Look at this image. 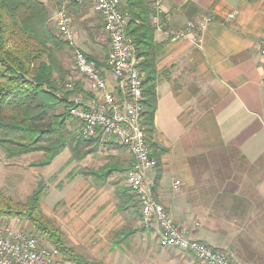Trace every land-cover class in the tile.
I'll return each mask as SVG.
<instances>
[{"label":"crops","instance_id":"crops-1","mask_svg":"<svg viewBox=\"0 0 264 264\" xmlns=\"http://www.w3.org/2000/svg\"><path fill=\"white\" fill-rule=\"evenodd\" d=\"M150 1L161 10L152 18L160 48L153 139L160 178L155 187V170L153 196L175 223L191 230L193 239L224 251L238 264H261L264 0ZM231 13L234 18L226 22ZM206 16L211 22L197 43L191 33L169 41L187 22ZM106 76L112 90L115 83ZM76 78L86 94V82ZM176 181L180 185L174 188ZM90 182L93 186L85 187L97 205L67 203L57 223L77 254L99 264H199L188 253L161 246L158 227H142L137 205L127 201L118 212L115 191L112 204L101 205L104 191L95 187L92 176ZM57 264L73 263L61 257Z\"/></svg>","mask_w":264,"mask_h":264},{"label":"trees","instance_id":"trees-1","mask_svg":"<svg viewBox=\"0 0 264 264\" xmlns=\"http://www.w3.org/2000/svg\"><path fill=\"white\" fill-rule=\"evenodd\" d=\"M69 8L81 7L71 3ZM122 9L130 15L127 35L132 39L138 59L137 67L143 74L141 122L154 157L156 143L152 136L155 133L157 104L156 55L160 49L154 42L152 18L155 9L149 0H122ZM47 18V9L40 0H0V144L4 146L7 157L44 152L45 160L41 165L49 164L65 148H70L76 159H82L83 155L77 153L81 144L91 145L98 140H84L80 133H69L64 125L71 117L67 113L69 110L62 115L57 113L58 106L66 108L67 104L65 99L59 97L63 78H55L58 63L53 54L55 49L61 48L62 43L47 25ZM74 93L85 97L76 83L74 90L69 92L70 95ZM12 148L15 149L12 151ZM158 168L157 162L155 187L160 178ZM123 193L122 201H125L127 197ZM44 194L41 182L37 183L25 204L14 202L0 192V218L27 221L48 245L62 253L66 262L99 264L88 263L81 258L66 245L61 230L45 220L40 209Z\"/></svg>","mask_w":264,"mask_h":264},{"label":"built area","instance_id":"built-area-1","mask_svg":"<svg viewBox=\"0 0 264 264\" xmlns=\"http://www.w3.org/2000/svg\"><path fill=\"white\" fill-rule=\"evenodd\" d=\"M86 6L101 18L107 39V51L102 65L91 60L87 54L75 49L69 5ZM54 26L58 36L74 49L75 70L87 84L86 95H79L69 115L78 123L84 140L107 139L125 148L132 157V168L125 175V183L139 206V220L144 228L156 225L159 242L165 248L188 253L199 264H237L224 251L195 240L187 229L175 224L163 205L153 196V176L157 167L151 155L142 128L143 74L138 69V59L132 39L127 35L130 15L122 9V0H58ZM155 16L161 14L155 5ZM234 18L231 13L226 18ZM211 22L210 17L189 21L185 27L170 35L169 41L188 38L198 42L200 31ZM154 28L155 25L153 24ZM259 53L264 59V42ZM264 68V60L263 65ZM110 74L115 87L110 90L106 74ZM74 90V83L65 85ZM117 92V94H116ZM180 185L174 183V188ZM59 251L53 246L42 245L35 237L0 223V264H57Z\"/></svg>","mask_w":264,"mask_h":264},{"label":"rangeland","instance_id":"rangeland-1","mask_svg":"<svg viewBox=\"0 0 264 264\" xmlns=\"http://www.w3.org/2000/svg\"><path fill=\"white\" fill-rule=\"evenodd\" d=\"M40 1L44 3L48 12L47 25L62 43L61 48L55 49L53 52L58 63L56 65L55 78H63V86L59 97L67 101L66 108L63 105L57 107V113L62 115L67 110L70 111L72 107L70 103L74 105V100L79 95L78 93L70 95V91L65 89V83L70 80L80 85L81 82H76L78 81L76 78L78 74L75 70L74 49L58 36L54 26V16L59 5L58 0ZM149 3L154 9V3L150 0ZM69 15L75 36L73 47L85 52L98 65H102L108 44L102 29L101 18L86 6L69 10ZM84 87L87 88L85 85ZM67 113L70 116L69 112ZM64 125L69 133L71 132L73 135L79 133L78 123L71 117L67 118ZM154 135L152 136L153 139H155ZM14 149L12 148V151ZM77 153L83 155V158L76 159L71 149L65 148L49 164L41 165L45 160L44 152L34 151L7 157L4 146L0 144V192L14 202L25 204L27 198L36 189L37 183L41 182L45 189L44 197L40 203L41 214L51 225L58 227L57 223H60L62 211H64L67 203H69V207L82 206V208L97 205L93 196L85 187L86 184L93 186V183L90 182L92 176L95 187H98L100 191H104L100 192V194L106 196L105 200L100 202L101 205L102 203L103 205L112 204L113 197L111 195L112 191H115L118 196V201L115 205L118 212H121L120 208L127 201L129 206L136 207L137 205L139 210L136 199L125 183V175L132 168L133 163L130 153L125 148L109 140L107 141V139L98 138L97 142L91 145L85 143L83 146L81 144ZM82 166H85V168L82 169ZM123 192L126 193L127 197L124 203L122 202ZM59 199H61L62 203H58L55 207L52 206L53 202ZM0 223L10 224L15 229L35 237L42 245L49 246L45 239L35 233L25 220L0 218ZM175 224L187 229L191 235L189 228ZM66 245L69 246L67 241ZM59 254V258H63L60 251ZM78 255L88 263H97L91 257H86V254ZM228 256L234 260L231 255L228 254ZM63 261L65 260L63 259ZM261 264H264V261Z\"/></svg>","mask_w":264,"mask_h":264}]
</instances>
